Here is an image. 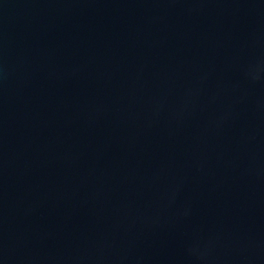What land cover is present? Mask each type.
I'll list each match as a JSON object with an SVG mask.
<instances>
[{
	"label": "water",
	"instance_id": "obj_1",
	"mask_svg": "<svg viewBox=\"0 0 264 264\" xmlns=\"http://www.w3.org/2000/svg\"><path fill=\"white\" fill-rule=\"evenodd\" d=\"M0 264H264V0H0Z\"/></svg>",
	"mask_w": 264,
	"mask_h": 264
}]
</instances>
